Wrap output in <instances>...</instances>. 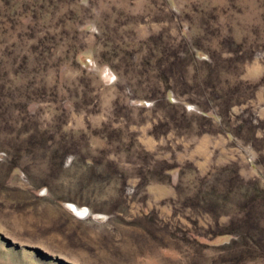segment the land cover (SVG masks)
Here are the masks:
<instances>
[{
    "label": "rangeland",
    "instance_id": "obj_1",
    "mask_svg": "<svg viewBox=\"0 0 264 264\" xmlns=\"http://www.w3.org/2000/svg\"><path fill=\"white\" fill-rule=\"evenodd\" d=\"M231 173L264 196V0H0V264H264Z\"/></svg>",
    "mask_w": 264,
    "mask_h": 264
},
{
    "label": "trees",
    "instance_id": "obj_2",
    "mask_svg": "<svg viewBox=\"0 0 264 264\" xmlns=\"http://www.w3.org/2000/svg\"><path fill=\"white\" fill-rule=\"evenodd\" d=\"M212 86V84H211ZM211 87L207 86L206 89L210 90ZM237 177L235 174H230V178H235ZM239 186L237 187H232V186H226L223 188L225 190L226 195H229L231 193V189H233L232 195H236V198L233 201V207H236L240 212H242V218L243 221L242 224L243 226V237L248 239V242L250 244H247L246 241H244V245L247 246L245 253L248 255L247 257H250V260L257 255H264V230L260 229L256 224V221L259 222H264V211L260 214V209H264V196L262 195L260 189H257V191L254 192H247L245 191L243 194L240 195V192H238L240 189L239 187H243V181L237 177L234 179ZM234 181V182H235ZM251 189L250 185V180H249V186ZM212 190V189H211ZM210 190V191H211ZM237 199V200H236ZM236 200V202H235ZM239 221H237L238 223ZM237 234V231H234ZM246 258V257H245ZM234 263L237 264V257L233 258Z\"/></svg>",
    "mask_w": 264,
    "mask_h": 264
}]
</instances>
